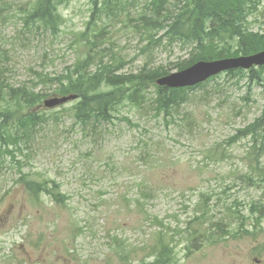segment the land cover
<instances>
[{
  "label": "rangeland",
  "instance_id": "374dc122",
  "mask_svg": "<svg viewBox=\"0 0 264 264\" xmlns=\"http://www.w3.org/2000/svg\"><path fill=\"white\" fill-rule=\"evenodd\" d=\"M124 8L120 20L101 15L87 30L89 1L71 0L59 8L62 23L52 34L25 27L22 15L10 14L0 2L1 79L33 88L38 74L60 75L89 47L91 55L100 48L103 62L123 60L121 73L135 74L144 66L176 73L173 63L185 59L189 49L180 42L145 49L147 32H137L132 23L144 4ZM248 22L253 32L264 28V0ZM162 36L156 31L154 39ZM263 103L264 86L249 89L246 80L219 75L192 91L171 117L149 101L141 113L126 103L117 115L130 116L135 125H103L94 134L62 109L73 103L51 109L42 104L39 111L56 118L48 117L49 125L22 145L17 159L23 173L55 180L68 199L57 205L44 195L31 198L17 183L18 168L1 153L0 264H141L150 260L160 233L176 242L178 264H264V220L254 237L205 243L189 255L182 242L200 192L210 190L217 216L220 204L233 202L253 218L250 203L264 201V190L246 189L239 179L256 166L251 142L240 138L234 144L237 131L260 114ZM259 161L264 166V158Z\"/></svg>",
  "mask_w": 264,
  "mask_h": 264
},
{
  "label": "trees",
  "instance_id": "16d2710c",
  "mask_svg": "<svg viewBox=\"0 0 264 264\" xmlns=\"http://www.w3.org/2000/svg\"><path fill=\"white\" fill-rule=\"evenodd\" d=\"M21 0H0L1 4L9 10L10 14L19 13L22 15L21 19L25 25L30 29H42L49 31L52 34L59 32V26L62 23V18L59 14V8L67 5L71 0H31L25 8L20 5H11L10 3L19 2ZM91 5L90 20L87 23V30H93L96 26V21L100 19L101 15L113 16L117 19H121L122 12H126L125 5L138 6L140 3L144 4V13L138 14L132 21L152 19L154 26L151 22H144L146 27L145 32L148 35V42L150 43L145 49H150L154 46V35L156 31H161L163 37L168 40L179 39L184 41L190 38H196L199 44V51L194 53L190 59L196 61L201 60H215L225 56L221 55L223 50V44L235 43L238 39H243L244 43L236 49L233 56H248L250 53L247 49H242L246 45L256 47L257 42H264V28L257 33L252 32L248 26H244L247 23L248 18L254 12L257 11L258 6L263 0H189L190 5L186 9L172 17L171 19L164 12V7L168 2L172 0H88ZM220 9L223 13L217 18L216 27H205L201 23L202 17L214 18V10ZM148 13V14H146ZM170 15V13H169ZM135 27V26H134ZM136 28V27H135ZM191 30L189 35L184 34L185 31ZM84 35V34H82ZM98 35L94 36V39H98ZM93 46L94 41L87 40ZM222 46V47H218ZM242 46V47H241ZM88 51L77 58L75 62L64 69V71L58 76L59 80L56 84L57 89L53 91V94H44L41 96H33L32 89H27V100H20L15 96H0V104L4 106L0 108V114H7L12 120H17L22 117L34 118L33 116H46L43 112L39 111L43 101L49 96L52 97H68L77 95L81 99L78 103L74 102L66 112L70 113L75 123H79L81 116L84 115L85 119H89L94 116V121L100 120L102 113L113 115L119 114L121 107L128 103L130 98H133L138 93L137 83L143 79H155L162 77L159 75L155 68H148L144 66L136 74H121L120 71L125 66L123 61L118 64L110 62H103L104 56L91 55ZM208 57V58H207ZM214 57V58H213ZM93 65L95 68L93 69ZM259 69H264L261 67ZM84 72L86 75L81 74ZM234 74H243L246 72L236 71ZM49 74H38V80L43 79ZM249 80L256 81V79L249 75ZM204 85H199L193 88L186 89H167L166 87H157L159 98L162 104H166L170 99L174 101V104H185L189 98V94L195 89L202 88ZM260 86H264L261 84ZM76 98V97H75ZM159 101H154L153 106ZM129 104V103H128ZM46 109V108H45ZM51 109V108H47ZM173 111V110H172ZM171 111V113H172ZM162 113V112H161ZM56 118V113H51L49 116ZM4 120H0V140L6 137V126ZM261 123V131L264 135V105L260 112V118L256 120L248 128H253L256 124ZM80 124V123H79ZM25 134L24 128L19 130V137ZM12 145H8L4 141H0V147L4 150L5 154L11 155V161L15 164H19L13 155L16 148L21 147L24 139H15L13 135ZM250 136V140L253 142V147L250 149V155L256 163L255 168L250 172L252 175L257 174L259 170L258 157L264 152V142L259 141L255 134H249L245 138ZM243 138V137H242ZM256 152H255V151ZM20 184L23 189L35 198L36 201L40 200L42 195L47 196L51 201L57 205H64L68 199L61 192V186L55 180L49 178H33L29 174L22 173L20 167ZM249 173V174H250ZM246 175V177L249 176ZM252 177V176H251ZM254 185L264 186L263 182L258 179L254 180ZM160 235L157 243L162 242ZM156 243V244H157ZM156 246V245H155ZM154 246V247H155ZM154 249V248H153ZM167 249L162 248L159 254V258L147 262L146 264H157L159 259H167ZM143 264V263H142Z\"/></svg>",
  "mask_w": 264,
  "mask_h": 264
},
{
  "label": "bare ground",
  "instance_id": "6f19581e",
  "mask_svg": "<svg viewBox=\"0 0 264 264\" xmlns=\"http://www.w3.org/2000/svg\"><path fill=\"white\" fill-rule=\"evenodd\" d=\"M29 1L31 0H21L16 5H20L23 8H25L26 4ZM190 4L191 2L189 0H172L168 2V4L164 7V12H167V14H163V15H167L171 19L172 17H175L176 15L182 13L186 9V7ZM220 13H223V12L219 8L218 9L216 8L214 10V18L212 19L210 17H202L201 23L206 28L216 27L217 18L219 17V15L221 16ZM146 21L151 22L152 26H154V22L150 18H148L147 20L145 19V20L132 21V23L136 27L137 32H141L142 30H145L146 27L144 26V22ZM248 25H249V22L247 21V23L244 24V26H248ZM190 32L191 30H187L184 32V34L189 35ZM254 33H257V32L255 31ZM164 38L165 37L162 36L159 39H157L154 43V46L159 47L162 44L163 47L167 49V48L173 47V45H175L177 42H180L183 46L189 49L188 55L185 59H180L173 63L172 67L175 68L177 71L186 70L192 65H194L195 63L199 62V61L195 62V60L190 59V57L194 53L199 51V44L196 38H190L184 41H181L179 39L165 40ZM243 43H244L243 39H238L237 42L235 43H230V44L224 43L221 55L225 57L215 59V60L211 59V60H201V61L208 62V61H216V60H223V59H233V58H239V57H249V56L258 55L264 52V42H257L256 45H253V46H256L254 48L251 47V45H246L242 48L244 50L247 49L250 52L248 56H243V55L233 56L235 54L236 49L238 50L240 48L238 46L242 45ZM218 47H222V46H218ZM99 51H100V48L97 47L94 51L93 58H96ZM261 67H264V66H252L251 68L247 70L240 69V68L234 69V70H225L217 75L209 77L204 82H201L195 86L184 87V88H167V89H186V88L188 89V88H193V87L204 85V84L206 86L207 83L214 81L219 75H225L226 77H230V76L238 77L240 80H246L248 88L252 89L253 86H260L264 81V69H259ZM155 69L158 71L159 75H163L162 77L172 74L168 69L164 68L163 66H158ZM236 71H242L246 73L234 74L233 72H236ZM81 74L86 75L84 72H81ZM121 74H125V73H121ZM249 75L253 76L256 79V81L249 80L248 78ZM58 76L56 75L52 76L49 74L43 79L38 80V82L35 83V86L31 88L33 90L32 91L33 96L36 97V96H41L44 94H53V91H56L55 89H57L56 84L58 83V80H59ZM157 80L143 79L139 81L137 83L138 89H139L138 93L135 97L130 98L128 100V103L133 108H136L137 113H141V112H145V109H143L142 107L144 106V104H146L147 101L152 102V103H154V101H159L160 103H156V105L154 106L155 111L158 113L162 112L165 118L171 117L172 116L171 111L179 109L184 104H174V101L171 99L166 104H162L160 101L161 99L159 98L158 92L156 90L157 87H161L157 84ZM27 89H29V87H27L26 85L19 86V87L13 86L12 84L6 82V79L2 80L0 76V96L1 95L3 97L15 96L16 98L20 100H27V95H26ZM198 89H201V88H198ZM74 96L76 97L75 99H71L58 106L63 107L66 103H73L74 105L75 101L76 103L81 101V99L78 98L77 95H74ZM52 98H55V97H52ZM185 98L187 99V102H188L189 98L186 95H185ZM45 101L47 100H44L43 103ZM3 106H4L3 104H0V108H2ZM62 109H64V111L68 110V109L66 110L65 107H63ZM33 117L34 118H27V116L26 117L20 116V118H18L17 120H12L11 117L7 114H0V120L3 119L5 121L4 124L6 126V136H8L5 139H2L0 141H4L8 145H12L14 142L11 136L9 135H13L14 136L13 138L15 139L17 138L18 140L24 139L22 145L28 146L32 141L35 140V137L40 132V130H42L47 125H49V119L46 116L36 115ZM100 117H101L100 120L94 121L95 119L94 116L90 117L89 119H85L84 115H82L79 121L80 124L79 123H76V124H78L82 130L89 131L93 134L100 132L103 129L102 127L103 125L112 126L117 123H123V122H125V124L127 125L136 124V123H133L131 117L127 115L119 116L117 114L109 115V114L102 113ZM259 118H260V114L256 116L250 124L246 125L242 129L237 131L238 135L234 139V144H235L236 139L237 140L240 138L242 139V137L244 139L249 134H255L256 138L259 141L264 142V135L262 134V131H261V127H262L261 123L256 124L253 128H248L249 125H252ZM23 128L25 130V134H23L22 137H19L18 135L19 130L20 129L22 130ZM247 138L251 142V147H253V142L250 140V136H248ZM3 150L4 149L0 147V154L1 153L5 154ZM17 152L22 155V152H23L22 146L16 148L15 151L13 152L16 154L15 156L16 161H18ZM5 155H8V153ZM9 156L11 157V155ZM262 158H264V152L261 153V155L258 157V161L259 159H262ZM15 166L17 168L20 167L19 164H15ZM258 166H259V170L257 174L252 175L250 173L248 177H246V175L244 176L243 174L239 177L241 185L244 186L246 189L264 190V187H262V185L255 186L253 183L255 179L256 180L258 179L260 182L264 183V166H262L261 161L258 162ZM19 180H20V176H19V179L17 180V183L20 184ZM20 186L22 187L21 184ZM213 197L214 196L212 195V193H210V190L200 192L198 201L192 207L193 211H192L191 218L188 220V222L185 225L186 233H183L182 235L184 237V240H182V242L183 244H185L187 255L194 252L196 249H199L205 243L216 244V243L225 241L227 239H236L237 237H241L246 234L252 235L254 237L255 236L254 231L257 228H259V230L261 229V225L264 220V201L263 202L252 201L250 203L249 212L251 215H254L253 218L249 216H244L241 213V210L239 209V207L235 205L233 202L231 203L225 202L223 204H220L219 209L217 210L218 211L217 213L219 214V216H217L214 212L215 210L213 206L211 205V201ZM31 198L34 199V197L32 196ZM218 201H220V199ZM159 225L161 226V224ZM249 227H251V231L249 230ZM161 234H162L161 236L162 242L157 243V240L159 239ZM157 240L155 244L150 247V251L148 252V257H151L150 260H143L141 264L142 263L146 264L147 262L151 261L152 258L154 259V263H155L156 259L159 258L160 251L162 250L163 247L167 249L166 254L168 255V257L165 260L159 259L157 264H178L176 252H175L176 242H174L171 237L166 236L165 233H160ZM114 248L116 249L118 253L122 252V246L117 240H115ZM257 263L258 261H255V264ZM260 263L261 262H259V264Z\"/></svg>",
  "mask_w": 264,
  "mask_h": 264
},
{
  "label": "water",
  "instance_id": "95a60500",
  "mask_svg": "<svg viewBox=\"0 0 264 264\" xmlns=\"http://www.w3.org/2000/svg\"><path fill=\"white\" fill-rule=\"evenodd\" d=\"M252 66H264V52L249 57L223 59L216 61H199L186 70L172 73L157 80V84L166 88H184L195 86L204 82L211 76L217 75L225 70L249 69ZM75 97H55L43 103L46 108H54Z\"/></svg>",
  "mask_w": 264,
  "mask_h": 264
}]
</instances>
